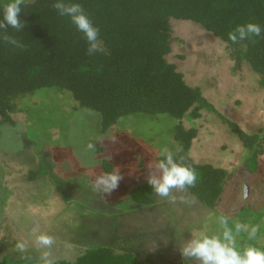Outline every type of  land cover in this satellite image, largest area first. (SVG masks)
<instances>
[{
	"label": "rangeland",
	"instance_id": "obj_1",
	"mask_svg": "<svg viewBox=\"0 0 264 264\" xmlns=\"http://www.w3.org/2000/svg\"><path fill=\"white\" fill-rule=\"evenodd\" d=\"M171 26L173 52L166 58L187 83L200 87L246 132H264V87L249 62L239 60L234 47L198 23L172 18ZM12 116L14 125L0 122V251L6 248L11 256L43 264V250L31 233L39 224L55 238L49 250L54 260H73L87 247L111 246L133 250L153 264L164 258L160 251L165 249L172 254V264H179L183 240L221 234L222 217L233 229L238 248L248 244L264 248V154L257 171L251 172L247 163L251 150L215 113L203 111L200 119L132 113L103 133L97 111L82 107L69 90L44 87L17 97ZM181 122L197 129L191 150L196 162L233 173L217 209L186 191L174 192L175 202L158 196L150 206L133 202L132 190L147 182L149 162L162 157L165 147L178 152L175 127ZM103 160L118 167L123 178L102 198L91 184L95 176L107 172ZM33 172L37 175L31 179ZM244 186L247 199L241 198ZM237 223L249 230L258 225L256 238L250 240L245 231L237 234ZM18 243H24L26 251L19 252ZM181 258L183 264H197Z\"/></svg>",
	"mask_w": 264,
	"mask_h": 264
},
{
	"label": "trees",
	"instance_id": "obj_2",
	"mask_svg": "<svg viewBox=\"0 0 264 264\" xmlns=\"http://www.w3.org/2000/svg\"><path fill=\"white\" fill-rule=\"evenodd\" d=\"M9 2L0 0V19ZM53 2L25 0L20 14L21 20L26 21L24 29L7 31L18 45L5 42L0 30V122L14 125L16 98L44 87L69 90L82 107L97 111L103 133L119 118L132 113H169L178 119L186 115L200 119L202 112L208 111L215 113L251 150L248 167L251 172L257 171V161L264 154V132L250 134L222 114L200 87L187 83L184 74L166 56L173 52L171 19L190 20L234 47L239 60L248 61L260 75L264 87V37L236 44L228 39V33L237 25L255 22L264 28V0H68L80 3L100 28L104 52L94 56L86 53L88 44L83 33L69 17L59 15L51 7ZM175 130L180 146L176 158L184 157V163L198 174L196 186L186 191L217 209L233 173L193 159L196 128H186L181 122ZM103 167L107 172L114 170L108 161ZM36 175L30 173L29 178ZM131 197L140 204L155 201L148 183L136 186ZM2 250L5 252L0 251V264H31L25 257H14L6 248ZM55 264L149 263L134 252L93 246L73 260L61 258Z\"/></svg>",
	"mask_w": 264,
	"mask_h": 264
},
{
	"label": "clouds",
	"instance_id": "obj_3",
	"mask_svg": "<svg viewBox=\"0 0 264 264\" xmlns=\"http://www.w3.org/2000/svg\"><path fill=\"white\" fill-rule=\"evenodd\" d=\"M21 5H25V0H10L3 8V18L0 19V30L3 31L5 42L18 45V41L7 35L9 28L16 32H22L26 21H22ZM59 15L70 18L71 23L76 26L77 30L83 33L88 44L86 53L94 56L97 53L104 52L103 42L100 40V28L97 26L90 14L80 3L68 2V0H55L51 4ZM252 37H264V28L258 23L248 22L243 25H237L233 31L228 33V39L236 44ZM89 149H94V145L89 144ZM179 151V149L177 150ZM160 155L162 159L149 162L147 183L151 186L152 192L162 199H169L175 202L174 192H184L188 188L195 187L198 179L197 171L194 167L184 163V157L176 158L175 154L168 148L162 149ZM122 175L118 167H114L111 172H104L95 176L92 181V190L100 194H111L115 190ZM248 190L242 188V199H247ZM223 226V232L216 235H201L188 240L180 253L183 258H191L197 264H264V248L252 244L245 245L242 249L237 247L236 236L233 229L228 227V220L225 217L220 219ZM248 232V238L254 240L259 231V226H252L249 230L247 225L237 223L235 232ZM31 233L38 249L43 250L41 260L43 264H55L51 258L50 249L55 244V238L41 230L39 224L32 227ZM261 243H264L262 241ZM16 249L19 252L26 251L24 243H18Z\"/></svg>",
	"mask_w": 264,
	"mask_h": 264
},
{
	"label": "crops",
	"instance_id": "obj_4",
	"mask_svg": "<svg viewBox=\"0 0 264 264\" xmlns=\"http://www.w3.org/2000/svg\"><path fill=\"white\" fill-rule=\"evenodd\" d=\"M192 145H193V143H192ZM191 150H192V148H191ZM192 156V155H191ZM105 161H107V160H103L102 161V166H103V164H104V162ZM217 167H220V166H217ZM222 168H224V167H222ZM226 169V168H225ZM147 183V182H146ZM187 192V191H186ZM156 200H157V195L155 194V201L154 202H152V203H150V204H144V205H148V206H150V205H152V204H154L155 202H156ZM133 202H135V201H133ZM176 235V234H175ZM177 237V236H176ZM177 239H178V237H177ZM181 240L179 241V242H177V245H182L181 243ZM183 242H187V240L185 241V240H183ZM182 246H184V245H182ZM116 250V249H115ZM117 251V250H116ZM118 252H126V251H118ZM130 252H134V253H136L137 255H139L142 259H144L147 263H151V264H153L147 257H145V256H143V255H140V254H138L137 252H135V251H130ZM161 253H162V255L164 256V258L163 259H159L160 260V263L159 264H165V262H168V263H171L172 264V262H173V257H172V254L170 253V252H168L167 250H165V249H163V250H161L160 251ZM180 261H179V264H183L182 263V258H181V253H180ZM170 260H172L171 262H170ZM163 262V263H162ZM174 264V263H173ZM177 264V263H176Z\"/></svg>",
	"mask_w": 264,
	"mask_h": 264
}]
</instances>
